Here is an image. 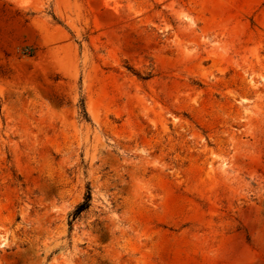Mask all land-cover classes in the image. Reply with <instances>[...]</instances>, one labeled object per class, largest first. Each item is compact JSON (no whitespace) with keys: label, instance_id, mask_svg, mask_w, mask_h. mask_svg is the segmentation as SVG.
<instances>
[{"label":"rangeland","instance_id":"rangeland-1","mask_svg":"<svg viewBox=\"0 0 264 264\" xmlns=\"http://www.w3.org/2000/svg\"><path fill=\"white\" fill-rule=\"evenodd\" d=\"M0 264H264V0H0Z\"/></svg>","mask_w":264,"mask_h":264},{"label":"trees","instance_id":"trees-1","mask_svg":"<svg viewBox=\"0 0 264 264\" xmlns=\"http://www.w3.org/2000/svg\"><path fill=\"white\" fill-rule=\"evenodd\" d=\"M26 54H28L29 56H33V51L30 50L28 52H26ZM83 113H84V116L87 117V112L85 110V108L83 109ZM91 198H92V195H91V190L88 189V192H87V195L85 197V201L84 203H82L76 210L75 214H74V220L85 210H87L89 207H90V202H91Z\"/></svg>","mask_w":264,"mask_h":264}]
</instances>
